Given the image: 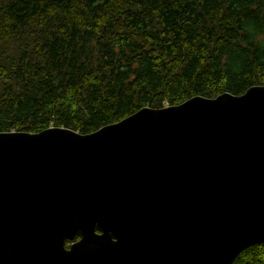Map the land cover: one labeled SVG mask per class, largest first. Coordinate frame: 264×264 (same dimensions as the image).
I'll use <instances>...</instances> for the list:
<instances>
[{"label": "water", "instance_id": "water-1", "mask_svg": "<svg viewBox=\"0 0 264 264\" xmlns=\"http://www.w3.org/2000/svg\"><path fill=\"white\" fill-rule=\"evenodd\" d=\"M261 243L264 85L0 132V264H232Z\"/></svg>", "mask_w": 264, "mask_h": 264}, {"label": "trees", "instance_id": "trees-1", "mask_svg": "<svg viewBox=\"0 0 264 264\" xmlns=\"http://www.w3.org/2000/svg\"><path fill=\"white\" fill-rule=\"evenodd\" d=\"M254 85L264 0H0V132L91 133ZM232 264H264V243Z\"/></svg>", "mask_w": 264, "mask_h": 264}, {"label": "rangeland", "instance_id": "rangeland-1", "mask_svg": "<svg viewBox=\"0 0 264 264\" xmlns=\"http://www.w3.org/2000/svg\"><path fill=\"white\" fill-rule=\"evenodd\" d=\"M69 244V243H68Z\"/></svg>", "mask_w": 264, "mask_h": 264}]
</instances>
